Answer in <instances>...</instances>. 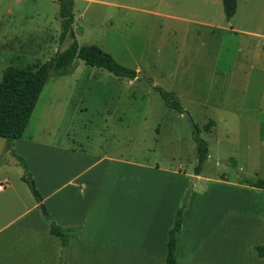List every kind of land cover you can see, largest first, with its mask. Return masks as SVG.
Instances as JSON below:
<instances>
[{"label":"rangeland","instance_id":"374dc122","mask_svg":"<svg viewBox=\"0 0 264 264\" xmlns=\"http://www.w3.org/2000/svg\"><path fill=\"white\" fill-rule=\"evenodd\" d=\"M73 2L77 44L100 48L153 85L119 79L77 60L71 75L45 83L24 138L122 154L141 163L149 159L162 167L179 165L181 173H193L197 154L191 120L209 149L203 176L264 180V0H237L231 23L221 0ZM58 12L59 0H0V30L14 32L2 46L13 53L11 66L40 65L70 45L68 38L59 41ZM157 12L170 17H157ZM204 23L212 26V34ZM230 27L251 29L258 37L233 34ZM153 86L171 93L184 112L164 105ZM199 184L205 187L204 181ZM232 196L242 199L229 190Z\"/></svg>","mask_w":264,"mask_h":264},{"label":"crops","instance_id":"0c3cea01","mask_svg":"<svg viewBox=\"0 0 264 264\" xmlns=\"http://www.w3.org/2000/svg\"><path fill=\"white\" fill-rule=\"evenodd\" d=\"M260 8L264 19V2ZM238 10L237 4L227 23ZM204 26L211 33L212 26ZM229 31L258 37L251 29ZM13 37L14 32L0 30V80L13 56L2 46ZM24 134L13 141V153L27 162L48 217L75 234L61 259V242L50 234L23 169L4 152L6 141L0 137V264H165L168 231L194 176L176 237L175 264H264V256L254 251L264 245V190L229 181L225 174L196 176L181 173L179 165L168 168L122 154L54 147ZM229 190L240 192L242 199L229 197Z\"/></svg>","mask_w":264,"mask_h":264},{"label":"trees","instance_id":"16d2710c","mask_svg":"<svg viewBox=\"0 0 264 264\" xmlns=\"http://www.w3.org/2000/svg\"><path fill=\"white\" fill-rule=\"evenodd\" d=\"M223 13L226 21L234 16L237 8V0H221ZM73 0H59L58 16L61 23V33L59 41L62 42L68 38L71 40L70 45L62 50L57 51L46 62L25 68L15 66H7L3 71L0 80V137L5 139L4 152L11 156L15 163L21 166L24 170L23 180L27 183L28 179L32 180L31 174L27 170L25 162L19 156H16L12 151L13 141L20 139L27 127L29 119L33 113L39 95L50 78L64 77L69 75L76 64L80 60L88 67L103 69L119 79L134 80L137 77L136 71L124 67L117 63L111 55L102 51L100 48L90 46H79L73 34ZM164 105L182 114L183 108L178 100L169 92L159 86H153ZM190 122L192 139L196 145L197 164L193 169L194 175L198 176L205 161L208 158L207 142L200 138L198 127ZM2 155H0L1 164ZM232 167H236L234 160H230ZM239 183L264 190L263 179H253L240 175ZM33 196L43 208V213L46 220L50 224V234L59 238L63 248L68 247L74 237L75 232L70 229H63L48 217L44 206L41 204L39 194L34 190ZM188 193L183 197L181 205L177 210L174 223L168 231L167 239V254L165 264H175V243L176 237L182 224V217L187 206ZM255 253L259 257L264 256V245L254 248ZM60 264H64L63 261Z\"/></svg>","mask_w":264,"mask_h":264},{"label":"water","instance_id":"95a60500","mask_svg":"<svg viewBox=\"0 0 264 264\" xmlns=\"http://www.w3.org/2000/svg\"><path fill=\"white\" fill-rule=\"evenodd\" d=\"M134 80L136 82L144 81V82H146L148 84L153 85V81L152 80L144 78L143 76H141L139 74H137V77ZM185 116L188 118V116L186 114H185ZM194 182H196V177L195 176L192 178V181H191V183L189 185V190L192 189ZM27 185L29 186V188L33 192L34 191V186H33V182L30 179L27 180ZM40 209L43 212V208L41 206H40ZM65 252H66L65 248H61V259H63L65 257Z\"/></svg>","mask_w":264,"mask_h":264},{"label":"built area","instance_id":"2783aa9c","mask_svg":"<svg viewBox=\"0 0 264 264\" xmlns=\"http://www.w3.org/2000/svg\"><path fill=\"white\" fill-rule=\"evenodd\" d=\"M4 186L0 184V191L3 190Z\"/></svg>","mask_w":264,"mask_h":264}]
</instances>
